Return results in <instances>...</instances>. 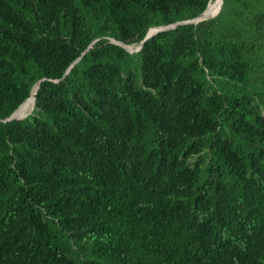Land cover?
Masks as SVG:
<instances>
[{
    "label": "trees",
    "instance_id": "1",
    "mask_svg": "<svg viewBox=\"0 0 264 264\" xmlns=\"http://www.w3.org/2000/svg\"><path fill=\"white\" fill-rule=\"evenodd\" d=\"M209 1L0 0V264H264V0L110 40Z\"/></svg>",
    "mask_w": 264,
    "mask_h": 264
},
{
    "label": "water",
    "instance_id": "2",
    "mask_svg": "<svg viewBox=\"0 0 264 264\" xmlns=\"http://www.w3.org/2000/svg\"><path fill=\"white\" fill-rule=\"evenodd\" d=\"M222 2H223V0H221V4H220L219 11H220V9H221ZM205 11H206V10H205ZM205 11H204L202 14H200L199 16H197L196 18L192 19V20L182 21V22H177V23H174V24H172V25H168V26H161V27H155V28H152V29H155V32H151V31H150V32L146 35V37L143 39V41H141V43H140V44H139L134 50H130V49H128L126 45H124L123 43H121V42H119V41H116L115 39H111V42L114 43V44H116V45L121 46L122 48H124V49H125L126 51H128L129 53H134V52H137V51H139V50L141 49L143 43H144L146 40H148L149 38H151L152 36H154L155 34H157V33H159V32H163V31L171 30V29H173V28H175V27H177V26H179V25H182V24H196V23H198V22H201V21H204V20L210 19V18H205V17H203ZM219 11L217 12V14L219 13ZM217 14H216V15H217ZM216 15H215V16H216ZM215 16H213V17H215ZM213 17H211V18H213ZM152 29H151V30H152ZM95 41H96V40H95ZM95 41H93V43H94ZM89 48H91V45L89 46ZM72 66H73V64L70 66V68H71ZM70 68H69V69H70ZM69 69L67 70V72L69 71ZM67 72H66V73H67ZM38 85H39V82H37V83L33 86L32 90L35 88L34 93H35V91L37 90ZM31 94H32V93H31ZM31 96L33 97V103H34L35 98H34L33 95H31ZM31 96H30V97H31ZM30 97H29V98H30ZM10 120H18V118H16V117L14 116V114H12V116H10L9 118L5 119L4 121H10Z\"/></svg>",
    "mask_w": 264,
    "mask_h": 264
},
{
    "label": "bare ground",
    "instance_id": "3",
    "mask_svg": "<svg viewBox=\"0 0 264 264\" xmlns=\"http://www.w3.org/2000/svg\"><path fill=\"white\" fill-rule=\"evenodd\" d=\"M220 4H221V0H211L210 3H209V5H208V7H207V9H206V11H205V13H204V15H203V17H205V18H211V17L215 16L217 14V12L219 11ZM153 32H155V29H154ZM127 48L130 49V50H132L130 48V46H127ZM34 90H35V88L32 90V94H34ZM30 102H31V104L26 108V106ZM30 102L21 111H19L14 116L16 118H18V119H22V118L26 117V115H28L31 112L32 108H33V105H34V103H33V97H32V99H31Z\"/></svg>",
    "mask_w": 264,
    "mask_h": 264
},
{
    "label": "clouds",
    "instance_id": "4",
    "mask_svg": "<svg viewBox=\"0 0 264 264\" xmlns=\"http://www.w3.org/2000/svg\"><path fill=\"white\" fill-rule=\"evenodd\" d=\"M210 1H211V0H210ZM210 1H209V3H210ZM209 3H208V5H209ZM222 3H223V2H222ZM208 5H207V7H208ZM207 7H206V9H207ZM206 9H205V10H206ZM110 40H111V39H110ZM140 43H141V42H140ZM140 43H139V44H140ZM126 46H127V45H126ZM131 46H132V45H131ZM137 46H138V45H136V47H137ZM136 47H135V48H136ZM132 50H134V49H132ZM137 52H138V51H137ZM134 53H135V52H134ZM67 73H68V72H67ZM67 73H66V74H67ZM31 93H32V91H31ZM31 95H32V94H31ZM31 95H30V96H31ZM33 106H34V105H33ZM32 109H33V108H32ZM31 111H32V110H31Z\"/></svg>",
    "mask_w": 264,
    "mask_h": 264
},
{
    "label": "rangeland",
    "instance_id": "5",
    "mask_svg": "<svg viewBox=\"0 0 264 264\" xmlns=\"http://www.w3.org/2000/svg\"><path fill=\"white\" fill-rule=\"evenodd\" d=\"M132 46H133V45H132ZM132 46H130V47H132ZM30 113H31V112H30ZM30 113H29V114H30ZM29 114H28V115H29ZM26 116H27V115H26ZM24 118H25V117H24ZM22 119H23V118H22Z\"/></svg>",
    "mask_w": 264,
    "mask_h": 264
}]
</instances>
